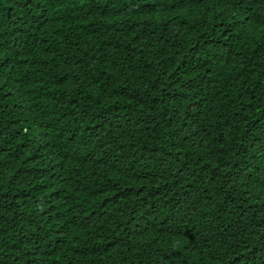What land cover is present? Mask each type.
<instances>
[{
    "label": "trees",
    "instance_id": "trees-1",
    "mask_svg": "<svg viewBox=\"0 0 264 264\" xmlns=\"http://www.w3.org/2000/svg\"><path fill=\"white\" fill-rule=\"evenodd\" d=\"M0 264H264V0H0Z\"/></svg>",
    "mask_w": 264,
    "mask_h": 264
}]
</instances>
